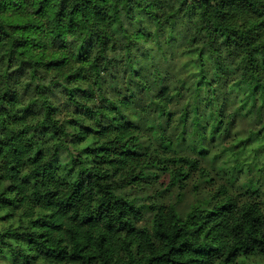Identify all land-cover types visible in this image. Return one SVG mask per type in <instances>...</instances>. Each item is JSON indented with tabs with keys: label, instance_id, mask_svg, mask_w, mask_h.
<instances>
[{
	"label": "trees",
	"instance_id": "trees-1",
	"mask_svg": "<svg viewBox=\"0 0 264 264\" xmlns=\"http://www.w3.org/2000/svg\"><path fill=\"white\" fill-rule=\"evenodd\" d=\"M165 42L185 48L189 71L176 83L141 63ZM107 82L122 86L123 96L109 97ZM182 98L179 141L195 138L198 157L149 153L132 111L151 112L145 124L168 149L163 120L173 121L171 106ZM239 116L252 121L249 141L257 148L230 166L264 175V0H0V222L8 223L0 229V258H264V203L251 178L244 201L220 186L208 207L194 206L185 218L176 204L153 203L147 218L128 194L163 175L179 191L192 175L207 177L199 157ZM239 143L234 148L245 154L248 143Z\"/></svg>",
	"mask_w": 264,
	"mask_h": 264
},
{
	"label": "rangeland",
	"instance_id": "rangeland-1",
	"mask_svg": "<svg viewBox=\"0 0 264 264\" xmlns=\"http://www.w3.org/2000/svg\"><path fill=\"white\" fill-rule=\"evenodd\" d=\"M146 44H150V41H147ZM163 46L162 53L158 52L157 49L153 47L154 59L149 61L142 58L141 63L142 65H150L152 69L159 71L161 76L165 78V83H176L189 71L185 68V64L188 63L183 57L185 48L179 42H165ZM150 53L152 52L150 51ZM106 87L109 97L116 98L118 96H123V93H118L119 91L122 92V86L119 85L118 88H116L115 84L111 85L110 82H107ZM185 101V98L174 101L171 107L177 115H173V121L170 124L167 123L166 119L163 120L164 128L166 129L165 142L170 139L172 143L168 149H165L166 146L164 148L161 147L162 143L160 138H158L155 132L150 130L151 128L145 124V120L152 118L153 115L151 112L148 110L142 111L140 108H136L132 111L135 113V123L141 124V142L144 147L147 148V151H150L149 153L159 156H173L174 153H178L180 156L198 157L193 150L194 146L197 147L196 139L186 138L182 144L181 141H179L181 127L175 125V119L177 120L178 113L181 112ZM254 129V125L250 119L239 116L228 136L208 144L207 153L199 157L202 167L208 171V176L202 177L198 173L192 175L191 179L186 182L185 189L179 191L177 188H169L170 178L163 175L159 180H148L146 182H141L134 188H130L128 191L129 197L135 199L137 203L144 206L147 218L151 216L148 207L152 203L155 205L176 204L180 216L185 218L187 213H189L194 206L208 207L207 203L212 202V198L215 196L220 186L226 185L230 189L231 194L236 196L239 200L244 201L245 198L241 195V193H243V183L251 178L255 183L259 182V198L260 201L264 203V175L257 174L256 169L249 171L246 167L240 171L233 170V167H238L239 160H242L240 161L242 163L245 162L249 152L257 148L256 144L249 141V133ZM239 140L243 141V143H248L245 154H240L241 148H234V145H240ZM166 151H168V153H166ZM263 156L264 153H260V157L263 158ZM66 158L67 156L63 155V159ZM235 162L238 163L233 167L230 166ZM231 176L235 179L234 184L229 183V178ZM209 179L211 180L209 181ZM179 193L182 196H180ZM5 224L8 225V223ZM5 224L0 222V229L4 228ZM248 263L264 264V258L258 257L249 259ZM0 264L16 263L10 262L7 258H0Z\"/></svg>",
	"mask_w": 264,
	"mask_h": 264
}]
</instances>
